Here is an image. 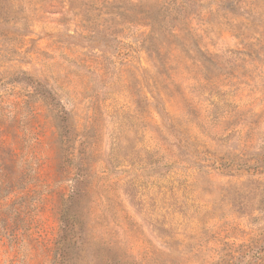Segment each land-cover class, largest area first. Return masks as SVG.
<instances>
[{
	"label": "rangeland",
	"instance_id": "374dc122",
	"mask_svg": "<svg viewBox=\"0 0 264 264\" xmlns=\"http://www.w3.org/2000/svg\"><path fill=\"white\" fill-rule=\"evenodd\" d=\"M0 264H264V0H0Z\"/></svg>",
	"mask_w": 264,
	"mask_h": 264
}]
</instances>
